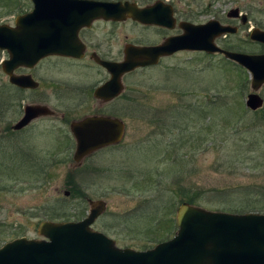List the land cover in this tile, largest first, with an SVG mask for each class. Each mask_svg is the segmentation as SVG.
Here are the masks:
<instances>
[{
  "label": "flooded vegetation",
  "instance_id": "flooded-vegetation-1",
  "mask_svg": "<svg viewBox=\"0 0 264 264\" xmlns=\"http://www.w3.org/2000/svg\"><path fill=\"white\" fill-rule=\"evenodd\" d=\"M37 5L41 11L36 13ZM24 17L27 22L20 23ZM210 26L233 31L225 36L213 33L222 48H229L226 44L235 39L240 46L264 48L252 39L255 31L264 33V0H0V76L7 88L1 90L0 84V189L11 183L29 193L46 191L62 177L66 182L55 187L56 192L63 191L65 196L73 192L76 197L83 162L109 156L125 143L128 123L117 113L135 100L129 80L160 67L174 71L177 67L172 62L181 57H207L204 52L166 46L177 44L183 36L191 47L204 45L211 37ZM35 36L41 38L35 41ZM41 53L44 56L35 63V55ZM126 62L152 64L136 68L112 84L114 75L105 65ZM59 68L81 75L82 81H72L70 87L65 83L68 90L53 89L51 96L57 98L52 99L48 90L53 85L47 83L45 71L53 74ZM33 108L39 114L30 118ZM89 118L103 120L93 127L98 143L113 141L117 132L121 136L114 144L100 146L78 160L74 126ZM110 120H118L121 126L115 127ZM30 197L33 202V195ZM44 208L49 215L38 221V229L44 222L71 221L50 216L59 208ZM22 215L25 218L0 230V241L4 232L12 230L11 238L4 239L0 248L21 238L41 240V236L30 235L32 211H22ZM171 220L177 229V216ZM6 225L3 222L0 227Z\"/></svg>",
  "mask_w": 264,
  "mask_h": 264
},
{
  "label": "rangeland",
  "instance_id": "rangeland-1",
  "mask_svg": "<svg viewBox=\"0 0 264 264\" xmlns=\"http://www.w3.org/2000/svg\"><path fill=\"white\" fill-rule=\"evenodd\" d=\"M235 44L236 39L224 49L264 53L259 45ZM172 63L177 67L174 71L160 67L129 80L135 100L117 113L128 123L125 143L109 156L82 161L76 197L73 192L66 196L63 191L56 192L54 188L66 182L61 176L46 191L29 193L11 187V183L0 189V224H9L0 230L10 228L15 219L25 218L22 211L29 210L34 220L30 235L39 237L38 221L49 215L44 207L59 208L55 215L50 214L57 220L81 221L90 214V201H104L105 210L93 229L113 239L119 248L144 251L174 236L175 219H171L184 203L209 211L264 215V108L258 115L250 110L241 114L248 110L250 74L219 55L181 57ZM45 74L47 83L53 85L48 90L52 99L57 98L51 96L55 90H68L65 83L70 87L72 81H82L81 75L61 68ZM2 78L1 90L7 89ZM219 92L229 107L221 108L220 101L212 104ZM258 93L264 100V86ZM2 98L0 91V102ZM198 101L201 106L196 105ZM237 116L244 120L239 134L227 131L224 140L228 143L214 145L218 139L210 133L230 128ZM243 139L260 143L252 163L237 160V151L243 150L234 147V141ZM257 158L261 161L255 168ZM31 195L33 202H29ZM186 195L201 204L185 201ZM11 232H4L3 240L11 238Z\"/></svg>",
  "mask_w": 264,
  "mask_h": 264
},
{
  "label": "water",
  "instance_id": "water-1",
  "mask_svg": "<svg viewBox=\"0 0 264 264\" xmlns=\"http://www.w3.org/2000/svg\"><path fill=\"white\" fill-rule=\"evenodd\" d=\"M39 11L41 6L37 5L36 13ZM111 17L116 18L115 15ZM25 19L26 17L20 19V23H26ZM209 30L211 37L204 45L191 47L187 36H183L177 44L169 42L166 47L170 46L173 50L192 49L211 55L221 54L246 69L251 76L252 89L246 106L252 111L262 109L264 100L258 92L264 86V54L248 55L224 50L216 45L213 33L215 36H222L233 31L212 26ZM40 38L41 36H35V41ZM252 39L264 44V33L255 31ZM43 56L44 53L35 55L34 62H38ZM134 56L143 57L141 54ZM151 64L126 62L105 66L113 73L111 83L115 84L124 74ZM37 109L33 108L34 115L30 118L39 114ZM102 122V119L89 118L74 126L78 140V160H83L100 146L114 144L120 138L121 135L117 132L113 141L111 139L98 143L93 135V127ZM110 123L115 127L121 126L118 120H110ZM90 205L91 212L83 221L42 223L39 234L43 240L22 238L5 245L0 249V264H264L262 214H230L184 203L178 210L179 230L176 236L153 249L137 251L131 248L121 249L114 240L94 231L91 226L105 210L106 204L104 201H90Z\"/></svg>",
  "mask_w": 264,
  "mask_h": 264
},
{
  "label": "trees",
  "instance_id": "trees-1",
  "mask_svg": "<svg viewBox=\"0 0 264 264\" xmlns=\"http://www.w3.org/2000/svg\"><path fill=\"white\" fill-rule=\"evenodd\" d=\"M229 63V62H228ZM224 94L222 92H219L218 93V96H216L218 99H216L215 97L211 100L212 101V104L215 105L217 102L218 105H222L221 108L224 106L225 108L229 107L227 106L229 103L227 102H224ZM227 96V95H226ZM199 104V101L198 103H196V105ZM202 104H199L198 106H201ZM204 106V105H203ZM228 111V110H227ZM249 110H242L241 114L244 115V114H247ZM263 110H260V111H257V112H253L254 114L258 115L259 113H261ZM229 118V117H228ZM226 117V119H228ZM263 123H264V118L261 120ZM215 126H217V128L219 129V125L218 124H214ZM231 127L230 128H223V129H220L219 131L220 132H217V131H213L211 132L210 134H213V135H216L217 136V139L218 141L214 144V145H220L221 147H223L222 143L220 141H223V143L227 142V140H224V138H228V136L226 135L227 134V131H232L233 133H236V134H239V132L241 131V129L243 128L244 126V120L241 116H237L236 117V120L233 122L232 125H230ZM260 126L257 125V128ZM259 129V128H258ZM257 129V130H258ZM205 136V135H204ZM221 136V137H220ZM208 137V135H207ZM250 139H243L241 140L240 142H236L234 141V147H236L237 149L240 148V150L242 149L243 151H237V153H239L238 155V158L237 160L239 159L240 160V163H243V164H246V163H252L254 161V152H257L258 150V147L260 145V143H258L257 141L255 140H252V141H249ZM208 141V140H207ZM208 143V142H207ZM211 143V142H210ZM228 143V142H227ZM212 145V146H214ZM254 146V148H253ZM259 152V150H258ZM261 161L260 158H257L256 159V164H255V168L258 167V164L259 162ZM186 197H188L186 195ZM185 201L189 202V203H193V204H201V202L199 200H193L191 197H188V199H185Z\"/></svg>",
  "mask_w": 264,
  "mask_h": 264
}]
</instances>
